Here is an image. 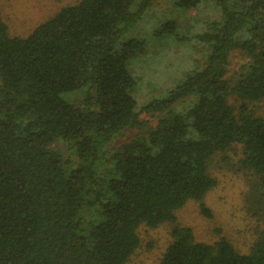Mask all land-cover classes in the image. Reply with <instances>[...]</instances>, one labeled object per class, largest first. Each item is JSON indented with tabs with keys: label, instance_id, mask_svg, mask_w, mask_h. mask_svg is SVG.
<instances>
[{
	"label": "trees",
	"instance_id": "trees-1",
	"mask_svg": "<svg viewBox=\"0 0 264 264\" xmlns=\"http://www.w3.org/2000/svg\"><path fill=\"white\" fill-rule=\"evenodd\" d=\"M175 3L196 11V31L179 35L170 21L152 38L189 42L192 68L139 109L126 64L147 46L125 36L153 0H79L26 38L10 36L0 17V264H126L138 227L162 223L172 225L171 243L159 264H264V228L241 254L225 238L196 242L175 219L188 201L210 217L209 163L234 146L264 196V119L250 108L264 102V0ZM234 51L245 63L230 79ZM141 113L158 115L155 126L108 148L142 127Z\"/></svg>",
	"mask_w": 264,
	"mask_h": 264
},
{
	"label": "rangeland",
	"instance_id": "rangeland-1",
	"mask_svg": "<svg viewBox=\"0 0 264 264\" xmlns=\"http://www.w3.org/2000/svg\"><path fill=\"white\" fill-rule=\"evenodd\" d=\"M79 0H0V17L8 26L10 36L26 38L31 32L61 8ZM176 0H153V6L125 39L137 36L146 41V54L127 62V69L135 79L134 97L137 109L151 98H161L179 84L192 68L194 55L189 42H182L169 35L153 39V31L159 30L166 22H176L179 35H190L196 26L189 24L196 11L185 12ZM245 63L239 52L230 53L228 78ZM73 100H80L79 94H72ZM193 96L175 105L178 111L193 105ZM230 103L237 107L236 99ZM250 108L264 119V102L254 103ZM143 125L137 129H124L108 148L127 142L137 134H146L155 126L158 115L141 113ZM65 158L75 160L73 150L67 143H56ZM68 147V148H67ZM242 149L234 146L230 150L215 155L210 163L209 175L216 185L204 197L203 204L210 217L200 213L198 203L188 201L175 214L176 223L192 230L196 242L212 244L225 238L241 254H247L264 228V196L255 174L241 165ZM172 225L162 223L157 227L140 225L137 229L139 247L126 264H159L162 255L171 243Z\"/></svg>",
	"mask_w": 264,
	"mask_h": 264
},
{
	"label": "crops",
	"instance_id": "crops-1",
	"mask_svg": "<svg viewBox=\"0 0 264 264\" xmlns=\"http://www.w3.org/2000/svg\"><path fill=\"white\" fill-rule=\"evenodd\" d=\"M3 21H4V19L3 18H1ZM5 22V21H4ZM6 23V22H5Z\"/></svg>",
	"mask_w": 264,
	"mask_h": 264
}]
</instances>
